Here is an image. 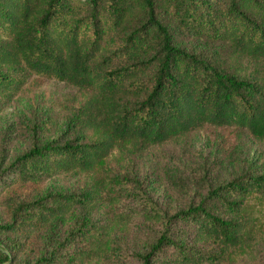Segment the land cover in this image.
Here are the masks:
<instances>
[{"label": "trees", "instance_id": "obj_1", "mask_svg": "<svg viewBox=\"0 0 264 264\" xmlns=\"http://www.w3.org/2000/svg\"><path fill=\"white\" fill-rule=\"evenodd\" d=\"M175 1L184 6L187 23L207 24L211 36L247 57L254 65L251 76L239 77L174 43L154 0H107L116 25L138 9L145 19L117 51L102 56L103 0H0V64L24 65L38 76L66 81L80 99L70 121L74 137L34 142L12 162L16 179L41 182L69 172L92 175L89 186L79 192H46L29 202L6 199L9 220L0 222V229L32 234L54 226L77 204L98 201L113 203L121 220L119 180L104 164L116 147L159 145L206 127L246 131L264 141V0H227L224 10L215 0ZM203 15V22L196 21ZM113 56L123 61L114 63ZM147 69L150 85L139 78ZM24 83L0 75V95L11 97ZM262 165L264 169V160ZM143 213L157 228L136 252L138 264H225L252 258L257 240H264V172L240 173L172 213L153 203ZM76 229L60 242L67 245L63 254L49 238L50 248L32 264L111 263L112 254L117 258L111 264L124 263L105 224L84 217ZM10 257L0 251V263Z\"/></svg>", "mask_w": 264, "mask_h": 264}, {"label": "rangeland", "instance_id": "obj_2", "mask_svg": "<svg viewBox=\"0 0 264 264\" xmlns=\"http://www.w3.org/2000/svg\"><path fill=\"white\" fill-rule=\"evenodd\" d=\"M103 1L99 16L105 33L100 56L117 51L126 35L137 30L145 19L143 10L138 9L121 25H116L106 7L107 0ZM154 1L156 14L172 32L174 43L239 77L251 76L253 63L245 56H237L228 41L211 36L207 24L192 26L187 23L188 14L181 11L183 5H178L175 0ZM215 3L224 10L227 0H215ZM198 12L204 13V9L199 7ZM203 17H197L196 21L203 22ZM213 21L216 24L218 20ZM150 28L148 25L147 29ZM122 61L123 57L113 56L114 63ZM0 75L21 78L25 82L15 95H0V222H6L9 220L6 199L11 198L16 203L29 202L46 192H79L89 186L92 175L69 172L41 182L16 179L12 162L34 142H63L74 137L70 121L80 106V99L76 97L77 90L73 85L54 77L38 76L24 65L7 67L0 64ZM139 78L150 85L151 69ZM263 160V140L253 138L246 131L219 127L197 129L159 145L116 147L105 158L104 164L119 180L117 187L123 196L118 203L121 220L116 217L113 203L98 201L77 204L70 215L56 221L54 226L49 225L32 234L0 229V251L11 255L0 264H32L44 249L50 248L49 238L59 254H63L67 245L60 242L70 230H78L76 228L84 217L108 227V239L119 251L117 255L124 259L123 264H138L136 252L143 250L157 228L155 223L145 219L143 211L148 203L172 213L199 200L209 187L227 182L240 173L264 172ZM75 245H81V242L77 241ZM255 247L254 257H240L225 264H264V240H257ZM113 258L109 259L111 263L115 261ZM111 263L96 261L92 264Z\"/></svg>", "mask_w": 264, "mask_h": 264}]
</instances>
